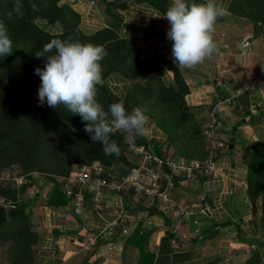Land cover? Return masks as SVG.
<instances>
[{
    "label": "crops",
    "instance_id": "crops-1",
    "mask_svg": "<svg viewBox=\"0 0 264 264\" xmlns=\"http://www.w3.org/2000/svg\"><path fill=\"white\" fill-rule=\"evenodd\" d=\"M104 3L58 0L57 5L70 9L75 15V27L83 35H90L112 26ZM113 14L118 20L117 35L140 57L163 59L177 69L187 89L185 107L199 124L201 136H205L202 139L207 141L205 151L213 158L219 174L174 177L171 199L191 213L180 223L170 219L168 213L163 214L168 228L159 216L147 214V210L156 208L149 202L128 203V217L138 225V234L146 237L115 241L111 252H107L105 241L88 251L82 249L86 237L102 221L110 219L108 210L96 213L90 208L74 216L68 207L46 206L48 190L42 191L32 227L39 235L33 246L34 264H152L167 229L172 236L170 247L174 244L175 252L187 254L190 264H243L254 249L264 264V248H258V215L252 212L245 191L247 154L253 142L264 140V35L253 37L249 22L227 12L221 24L215 25L213 38L218 51L213 57L192 69H179L171 56L172 41L166 36L169 26L161 11L147 3H134L115 9ZM42 24L46 31L58 33L64 23ZM163 72L170 81V73ZM103 82L112 94H124L115 74ZM218 103L221 105L216 107ZM212 122L210 136H206L204 132ZM148 135L165 151L161 131L150 125Z\"/></svg>",
    "mask_w": 264,
    "mask_h": 264
},
{
    "label": "trees",
    "instance_id": "trees-1",
    "mask_svg": "<svg viewBox=\"0 0 264 264\" xmlns=\"http://www.w3.org/2000/svg\"><path fill=\"white\" fill-rule=\"evenodd\" d=\"M37 1L19 0L22 8L17 13L14 10L17 0H0V21L2 20L8 28L13 42L12 46L29 53L28 57L23 58L10 55L0 56V173L14 164L18 165L24 172H36L41 176L43 184H51L45 205L52 208L67 207V198L61 193L53 177L69 175L75 167L81 166L77 164H81L87 159V161L94 162L96 160L97 163H101L100 165H104L103 167L109 168V176L112 178L122 177L132 165L121 163L118 159L119 155H106L98 142L93 144L89 134L84 131L86 122L67 109L56 114V109L48 107L47 104L39 108L18 107L14 103L13 94L5 88L3 83L5 77L9 78L8 74L11 70H21L28 73L26 82L29 83L30 79L36 76L34 70L37 67L43 69L45 64V58H37L35 53L41 51L51 39L59 38L103 46L107 52V55L100 62L103 69V80L112 74L122 77L128 75L132 77L141 76L142 78L151 77L153 74L163 76L162 65H164L165 70L171 72V80L162 81L160 90L171 95V99H175L183 108L187 109L183 99L187 89L177 69L168 61L140 57L137 50L129 47L127 42L117 35V27L113 25L90 35H83L75 25H66L58 33L46 31L42 21L47 24H54L63 22L65 12H69L74 17L75 15L65 5H57L58 0H55L53 11L44 13L37 8ZM102 1L114 9L121 10L126 7L122 0ZM151 6L164 13L159 5ZM228 11L235 16L237 15L229 7ZM248 20L252 25L253 37L264 35V18L258 19L263 29L255 27L256 21L252 18ZM116 21L118 20L116 19ZM38 80L41 83L40 78ZM180 83L183 89L182 93L177 90ZM125 98L126 95L124 94H112L104 82L97 86L96 99L105 111L108 110L110 104L125 100ZM124 107L130 112L131 107L127 108L126 104ZM141 146L156 155H166L160 151V146H157L155 142ZM88 149L95 150V155L90 157L86 155ZM247 157L249 163L247 165L245 191L252 212L255 213L253 202L264 194V140L253 142ZM183 158L190 159L188 157ZM30 182L33 186L36 181L31 180ZM23 189L22 185L17 189L0 186V197L4 198V202L9 206V209L6 210V222L0 226V244L10 245L8 250L9 264H34L35 252L32 248L39 239V235L32 230L29 219L30 203L35 201L37 196L34 195L29 202L17 203V193ZM147 214L159 216L162 223L168 228L167 218L156 208L152 207L147 210ZM258 219L259 225L256 228L259 235L258 248H264V209L261 210ZM138 232V225H136L125 241L130 242L137 237L142 240L145 239L146 235H139ZM171 238L170 231L167 229L160 241L158 253L152 264H166L167 256H178L181 264H190L187 254L175 252L170 247ZM201 264H216V262L208 261ZM243 264H262L260 253L256 249L252 250Z\"/></svg>",
    "mask_w": 264,
    "mask_h": 264
},
{
    "label": "clouds",
    "instance_id": "clouds-1",
    "mask_svg": "<svg viewBox=\"0 0 264 264\" xmlns=\"http://www.w3.org/2000/svg\"><path fill=\"white\" fill-rule=\"evenodd\" d=\"M22 5L17 0L14 10ZM228 12L224 0H172L163 13L169 29L166 36L172 41L171 56L176 68L192 69L218 51L213 34L219 18ZM161 17V13L157 18ZM12 39L8 28L0 21V56L12 54ZM107 55L103 46L53 38L37 51L45 58L44 68L34 72L40 77L38 103L57 108L60 105L86 122L84 131L90 140L102 145L106 155H119L120 147L110 139L114 130L127 135L125 142L147 135L150 118L139 107L128 112L124 101L112 103L105 111L97 101V86L103 83L101 61Z\"/></svg>",
    "mask_w": 264,
    "mask_h": 264
},
{
    "label": "rangeland",
    "instance_id": "rangeland-1",
    "mask_svg": "<svg viewBox=\"0 0 264 264\" xmlns=\"http://www.w3.org/2000/svg\"><path fill=\"white\" fill-rule=\"evenodd\" d=\"M107 1V0H106ZM110 1V0H109ZM124 5H130L134 3H147L149 5H159L162 7L165 12L166 9L170 6L172 0H122ZM103 2V1H102ZM196 3H202L203 0H194ZM104 3V2H103ZM227 8L235 11L237 14L235 17L245 19L249 22L248 19L255 20V27L263 29L261 23L258 21L259 18H264V0H227ZM37 8L44 12L48 13L54 10L55 0H38ZM104 5H106L104 3ZM107 6V5H106ZM110 8V9H109ZM112 18V25L114 27L118 26V21H116V16L113 14V7H106ZM239 15V16H238ZM241 16V17H240ZM248 19H246L245 17ZM222 18H219L216 22V26L221 24ZM63 27L66 25H74L75 17L69 12L63 14ZM168 23L167 19H165ZM2 21V20H1ZM250 23V22H249ZM68 26V27H69ZM169 26V23H168ZM170 27V26H169ZM69 29V28H67ZM66 29V30H67ZM117 32V31H116ZM12 57H28L29 53L25 50L12 46ZM163 70L165 66L162 65ZM132 69V68H131ZM167 71V70H166ZM171 75V72L168 71ZM28 73L21 70H11L8 74L9 78L5 77L4 86L9 90L14 96V103L18 107H32L39 108L42 107L38 103V88L40 84L38 77H32L27 83ZM4 76V74H1ZM118 80L122 83L124 89V95L126 98L124 104L127 108L131 107L130 112L133 108L139 107L145 110V114L150 118V125H153L156 129L161 131L164 135L166 142V147L163 151L160 147V151L164 153H172L174 155H180L181 157H188L194 160H202L207 157V152L205 151L207 141L205 142L203 134L201 136V128L199 124L193 121L191 112L188 109L183 108L175 99H171V95L166 94L160 90L162 81L167 82L168 75H156L153 74L151 77L142 78L128 76H119L117 75ZM29 80V79H28ZM178 92L182 93L183 89L178 84ZM160 90V91H159ZM46 104V103H45ZM56 109V114H59L61 111H66V107L63 105L58 106ZM64 113V112H63ZM79 116V115H77ZM80 117V116H79ZM81 118V117H80ZM127 134L114 130L110 136L111 140H114L120 147V154L118 159L124 165H132L134 161V155L132 153L131 145H150L155 140L148 139L147 135L143 137H135V139L125 142V136ZM169 141V142H168ZM100 144V143H99ZM102 147V145H100ZM205 151V152H204ZM86 155L93 156L96 151L93 149L86 150ZM86 160V159H85ZM88 160V159H87ZM84 161L81 164L77 165H88L94 161ZM89 162V163H88ZM96 162V160H95ZM101 164V163H100ZM104 166V165H102ZM106 170L105 178H109V168L104 167ZM36 172H24L18 165H11L5 170H2L0 173V186L8 187L9 189H17L21 185L24 187L23 190L17 193V203L19 202H29L31 198L36 195L37 198L35 201L30 203V214L29 219L31 227H33L35 212L37 211V206L41 202V192L48 190L49 185L42 183L41 176L38 175L37 178H32L29 174ZM20 177L21 183H18ZM31 180H35V184L32 186ZM40 185V187H38ZM40 196V197H39ZM0 203L6 208L9 209V206L4 202V198L0 197ZM253 209L258 217L261 215V210L264 209V194L257 198L253 202ZM0 264H9L8 262V250L10 248L9 244H0ZM34 250V248H32ZM166 264H181L180 257L178 256H167Z\"/></svg>",
    "mask_w": 264,
    "mask_h": 264
},
{
    "label": "built area",
    "instance_id": "built-area-1",
    "mask_svg": "<svg viewBox=\"0 0 264 264\" xmlns=\"http://www.w3.org/2000/svg\"><path fill=\"white\" fill-rule=\"evenodd\" d=\"M224 102L229 104V100ZM220 105L218 103L216 107ZM213 126L214 122L206 128V136H210ZM130 147L134 161L120 178H105L106 170L97 162L75 167L67 176L53 177L74 216H81L90 208L96 213L109 211L110 219L102 221L96 231L86 237L82 245L84 251L105 241L107 252H111L113 242L125 239L130 234L136 223L127 215L128 203L144 205V202H149V206H155L162 214L168 213L174 222H182L191 211L185 206L176 205L171 199L174 177L191 178L196 173L219 174L211 156L194 160L168 154L156 155L141 145ZM29 175L38 177L36 173ZM21 179L18 183H21ZM171 248H175L174 244H171Z\"/></svg>",
    "mask_w": 264,
    "mask_h": 264
},
{
    "label": "water",
    "instance_id": "water-1",
    "mask_svg": "<svg viewBox=\"0 0 264 264\" xmlns=\"http://www.w3.org/2000/svg\"><path fill=\"white\" fill-rule=\"evenodd\" d=\"M7 212L6 208L0 203V226L6 222Z\"/></svg>",
    "mask_w": 264,
    "mask_h": 264
}]
</instances>
